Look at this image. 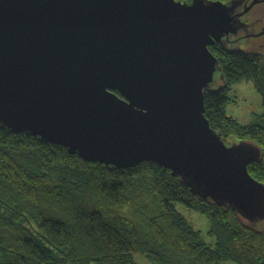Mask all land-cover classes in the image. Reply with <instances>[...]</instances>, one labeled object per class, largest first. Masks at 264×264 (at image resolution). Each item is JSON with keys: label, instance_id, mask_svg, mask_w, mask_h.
<instances>
[{"label": "water", "instance_id": "95a60500", "mask_svg": "<svg viewBox=\"0 0 264 264\" xmlns=\"http://www.w3.org/2000/svg\"><path fill=\"white\" fill-rule=\"evenodd\" d=\"M235 6L0 0V128L110 169L156 164L256 225L264 185L247 167L258 150L229 144L204 116V92L221 74L208 47L236 34Z\"/></svg>", "mask_w": 264, "mask_h": 264}, {"label": "trees", "instance_id": "16d2710c", "mask_svg": "<svg viewBox=\"0 0 264 264\" xmlns=\"http://www.w3.org/2000/svg\"><path fill=\"white\" fill-rule=\"evenodd\" d=\"M208 50L223 81L204 92V116L223 139L258 150L247 171L264 185V57L224 41ZM242 80L252 82L263 107L246 126L224 114L229 86ZM175 203L208 218L213 247ZM136 252L153 264H264V220L251 225L231 208L193 196L156 164L110 169L0 128V264H136Z\"/></svg>", "mask_w": 264, "mask_h": 264}, {"label": "rangeland", "instance_id": "374dc122", "mask_svg": "<svg viewBox=\"0 0 264 264\" xmlns=\"http://www.w3.org/2000/svg\"><path fill=\"white\" fill-rule=\"evenodd\" d=\"M252 1L248 0L245 7H249ZM245 7L243 4H240L239 7L238 5L235 6V12L237 15L241 14L239 18L242 19L241 22L245 28L237 36L240 39L228 43V46L246 54L252 53L264 57V2L254 5L244 13ZM214 85L216 87L222 86L219 73L214 78ZM226 98L227 103L224 114L236 120L240 125H248L252 120V116H259L263 113L261 97L250 81L242 80L229 86ZM226 141L231 145L241 143L235 138H229ZM174 206L186 223L195 232L199 233L200 239L206 245L213 247L216 242L215 238L209 234L210 222L208 218L199 212L186 208L181 203H175ZM133 260L136 264H153L144 254L138 252L133 254ZM220 264L233 263L221 262Z\"/></svg>", "mask_w": 264, "mask_h": 264}, {"label": "flooded vegetation", "instance_id": "af4514ba", "mask_svg": "<svg viewBox=\"0 0 264 264\" xmlns=\"http://www.w3.org/2000/svg\"><path fill=\"white\" fill-rule=\"evenodd\" d=\"M235 3H236V5H238V7H239L240 4H243L244 7H245L246 3H248V0L245 1V2L243 0H237V1H235ZM234 14L237 15V13L235 12V10H234ZM241 21H242V19L239 18V17L236 19V22H237V32H236V34L235 35H230L228 37L223 38L222 42L224 41L226 44H228V43H232V42L237 41L238 39H240L237 36L239 35L240 31L245 28V26L242 24Z\"/></svg>", "mask_w": 264, "mask_h": 264}]
</instances>
